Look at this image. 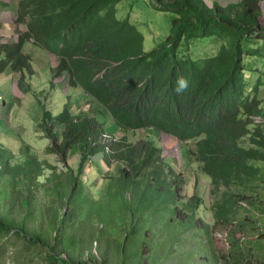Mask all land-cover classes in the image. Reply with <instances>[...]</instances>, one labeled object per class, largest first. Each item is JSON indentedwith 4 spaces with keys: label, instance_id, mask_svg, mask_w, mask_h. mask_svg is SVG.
<instances>
[{
    "label": "trees",
    "instance_id": "trees-1",
    "mask_svg": "<svg viewBox=\"0 0 264 264\" xmlns=\"http://www.w3.org/2000/svg\"><path fill=\"white\" fill-rule=\"evenodd\" d=\"M124 1H19L26 31L0 46V73L32 71L23 53L30 41L58 58L55 78L67 76L100 113L44 108L47 150L64 172L29 150L15 161L0 141V237L25 240L33 248L25 253L43 264H264V78L251 85L245 64L264 59V0L215 9L202 0H153L171 13L172 30L151 51L130 14L118 17ZM202 40L219 49L195 59L192 46ZM109 122L119 136L107 132ZM145 130L194 146L195 176L212 189L208 209L185 194L186 178L163 139L127 140ZM75 156L77 170L68 166ZM98 158L116 169L93 194L96 182L82 176ZM220 226L228 229L224 252L214 241ZM15 262L38 264L31 256Z\"/></svg>",
    "mask_w": 264,
    "mask_h": 264
},
{
    "label": "rangeland",
    "instance_id": "rangeland-1",
    "mask_svg": "<svg viewBox=\"0 0 264 264\" xmlns=\"http://www.w3.org/2000/svg\"><path fill=\"white\" fill-rule=\"evenodd\" d=\"M154 5L156 4L153 0H125L118 6V17L123 20L130 14L132 23L144 34L146 51L153 50L171 36V13L157 11ZM206 5L208 8L215 9L209 3ZM262 8L264 9L263 4ZM5 17L10 29L15 27L18 29L21 25L18 24L16 16L7 14ZM260 22L264 28V11ZM205 42L203 40L198 41L192 46L191 55L193 58H207L217 53L219 44L209 43L205 45ZM196 50L200 51V53ZM24 54L32 60V71L23 73L24 76L26 75L24 89L28 93L23 94L22 89L17 88L18 84L13 83L14 80L18 82L24 76L15 74L11 69H7L5 74H0V99L1 95L5 99L0 107V141L16 154L15 161H20L24 156L21 150H29V153L38 154L44 160H48L51 164L57 166L60 172H64L66 170L64 163H60L58 157L50 155L47 150L51 143L46 139L45 132L40 127L44 108L53 115H58L66 106L72 111L79 109V106L82 105L80 108L88 111L89 114H92L93 111L100 113L98 112L100 107L87 101V96L81 94L80 90L70 89L67 77L65 79L62 78L63 80L61 78L55 80L54 83L61 81L62 83L60 87H53L52 79L54 75L51 70L58 64L57 58L50 56L43 49L39 50L35 46H27L26 44L24 45ZM185 54L187 55L183 50L180 52V55ZM2 59H5V57ZM46 64L48 67H46ZM245 64L251 85L257 82L258 77L262 76L264 78V59L249 56L245 59ZM251 67L258 69V71L253 73ZM14 74L16 75L15 78H13ZM61 87L65 89H61ZM89 103L92 104L93 110H91V107L89 108ZM103 118L105 119L106 117ZM107 132L116 137L119 136L117 128L111 122L107 124ZM126 136L130 143H136L143 138L154 142H161L163 139L165 154L173 157L178 162L177 164L181 166V173L186 178L185 194L188 198L199 195L204 202V207H207V209L210 207L213 202L212 197H210L212 189L203 175L195 176V165L192 163L191 154L189 153L191 149H194L193 145L184 146L169 137L161 139L157 132L151 130L129 132ZM182 146L185 149L182 150ZM77 158L78 156L70 157L68 160V166L74 170H77ZM96 163L97 165L89 164L85 169V175L82 176L83 181L87 185L96 182V186L92 189L93 194L104 184L106 176L114 173L116 169L115 165L110 164L104 158L96 159ZM177 164L174 166H177ZM49 175L50 173H48ZM203 217L208 223L212 224L210 211L203 209ZM227 231L228 229L222 226L219 228L215 227L214 241L222 252L228 247V244L224 241ZM27 250H33V248L25 245V240L16 237L10 238L9 236L0 237V264H16L15 259L22 263H27L28 256H31L35 263L43 264L41 257H38L35 253L27 255L25 253ZM19 252L22 254H19ZM75 256L77 255L73 257L77 258ZM83 258L85 259V257ZM115 261L118 262V259H108L103 264H115Z\"/></svg>",
    "mask_w": 264,
    "mask_h": 264
},
{
    "label": "crops",
    "instance_id": "crops-1",
    "mask_svg": "<svg viewBox=\"0 0 264 264\" xmlns=\"http://www.w3.org/2000/svg\"><path fill=\"white\" fill-rule=\"evenodd\" d=\"M18 1L19 0H0V40L2 39L0 43L3 42L4 38L7 35L12 36L15 32L16 27L13 29H10L9 25L6 22L5 16L7 14H11L17 17L16 8H17ZM202 1L204 3L207 2L210 5H213L212 8H215L216 6L227 8L228 6L239 4L242 0H202ZM15 74L19 75V73H15ZM15 74L13 78H15L16 76ZM13 83L18 84V82H15V80L13 81Z\"/></svg>",
    "mask_w": 264,
    "mask_h": 264
},
{
    "label": "clouds",
    "instance_id": "clouds-1",
    "mask_svg": "<svg viewBox=\"0 0 264 264\" xmlns=\"http://www.w3.org/2000/svg\"><path fill=\"white\" fill-rule=\"evenodd\" d=\"M20 1V0H19ZM19 1H18V3H19ZM17 6H18V4H17ZM16 12H17V10H16ZM17 18H18V12H17ZM26 31V29H24V27L22 26V25H20L19 26V28L18 29H15V32H14V34L12 35V36H9V35H7L5 38H4V40H3V42L2 43H0V46H2V45H4V44H11V43H16V42H18L19 41V37H20V35L22 34V32H25ZM2 40V39H1ZM27 46H35L32 42H30V41H28V42H26L25 43ZM37 49H42L41 47H38V46H35ZM45 51V50H44ZM46 52V51H45ZM23 53H24V50H23ZM47 53V52H46ZM47 54H49V53H47ZM30 55H31V53H30ZM50 56H52V57H55V58H57L55 55H53V54H49ZM3 57H5V53H3L2 55H1V58H3ZM58 59V58H57ZM46 67H48V65L46 64ZM7 69H10L9 67L7 68ZM7 69L5 70V72H4V74L7 72ZM53 70H54V68L51 70V72H52V74L54 75V72H53ZM12 71V70H11ZM14 73H19V75L20 76H22L21 75V73L20 72H15V71H13ZM0 74H3V73H0ZM32 75H34V74H32ZM65 77H67V76H64V77H61V80H63V79H65ZM63 78V79H62ZM68 78V77H67ZM58 78H55V76H53V79H52V83H53V87L54 86H59L60 87V84L62 83V81L61 82H59V83H54L55 82V80H57ZM24 83H26V78L25 79H23V78H20L19 79V81H18V85H17V88L19 87L20 89H22V92H23V94H26V92H27V90L26 89H24ZM17 84V83H16ZM187 87V83L185 82V81H183V80H181L180 81V88H186ZM69 88L70 89H72L70 86H69ZM27 89H28V86H27ZM73 89H77V90H80V93L81 94H84V92L82 91V89L81 88H73ZM28 93V92H27ZM4 97L1 95V99H0V107L3 105V102H4ZM92 105V104H91ZM89 106V108L90 107H92V106ZM11 106V105H10ZM80 106H82V105H80ZM92 110V109H91ZM1 113V112H0ZM49 141V140H48ZM50 142V141H49Z\"/></svg>",
    "mask_w": 264,
    "mask_h": 264
},
{
    "label": "built area",
    "instance_id": "built-area-1",
    "mask_svg": "<svg viewBox=\"0 0 264 264\" xmlns=\"http://www.w3.org/2000/svg\"><path fill=\"white\" fill-rule=\"evenodd\" d=\"M263 7H264V3H263Z\"/></svg>",
    "mask_w": 264,
    "mask_h": 264
}]
</instances>
